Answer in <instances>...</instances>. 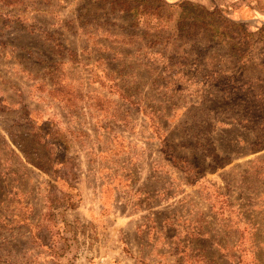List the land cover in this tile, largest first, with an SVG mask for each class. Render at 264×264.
<instances>
[{"label":"rangeland","instance_id":"obj_1","mask_svg":"<svg viewBox=\"0 0 264 264\" xmlns=\"http://www.w3.org/2000/svg\"><path fill=\"white\" fill-rule=\"evenodd\" d=\"M67 126L87 160L162 161L209 229L191 264H264V0H0V264H33L16 222Z\"/></svg>","mask_w":264,"mask_h":264},{"label":"crops","instance_id":"obj_2","mask_svg":"<svg viewBox=\"0 0 264 264\" xmlns=\"http://www.w3.org/2000/svg\"><path fill=\"white\" fill-rule=\"evenodd\" d=\"M85 100L79 98L77 115ZM57 101L65 103L66 99ZM84 129L87 128L67 126L65 132L54 131L62 143L63 157L53 162V168L60 173H43L37 183H56V190L36 192L38 196L43 193L44 206L40 213L16 222L30 238V249L35 250L30 261L33 264H191L192 256L200 252L197 242H209V229L192 220L193 203L185 204L190 193L174 190L175 182L168 177L169 171H165L158 158H148L150 152L144 148L143 139L139 158L130 154L127 146L124 152L127 156L120 160L116 157L106 162L101 151L97 158L87 160L80 149L83 144L71 147L72 141L83 143L80 136ZM109 131L112 141H117L118 134L112 128ZM52 193L61 201H47ZM191 197L205 200L198 192ZM183 207L189 208V215L180 213Z\"/></svg>","mask_w":264,"mask_h":264}]
</instances>
